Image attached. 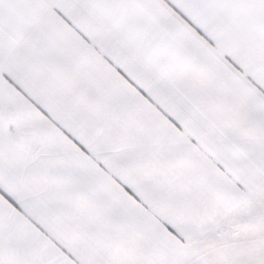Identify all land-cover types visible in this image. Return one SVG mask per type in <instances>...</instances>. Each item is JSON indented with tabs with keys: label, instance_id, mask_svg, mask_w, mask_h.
<instances>
[{
	"label": "snow or ice",
	"instance_id": "snow-or-ice-1",
	"mask_svg": "<svg viewBox=\"0 0 264 264\" xmlns=\"http://www.w3.org/2000/svg\"><path fill=\"white\" fill-rule=\"evenodd\" d=\"M0 264H264V0H0Z\"/></svg>",
	"mask_w": 264,
	"mask_h": 264
}]
</instances>
